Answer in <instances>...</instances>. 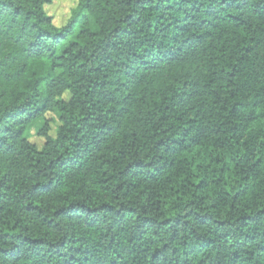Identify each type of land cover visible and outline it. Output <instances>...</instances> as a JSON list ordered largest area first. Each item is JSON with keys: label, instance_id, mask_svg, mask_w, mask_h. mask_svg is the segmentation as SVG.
Returning <instances> with one entry per match:
<instances>
[{"label": "trees", "instance_id": "1", "mask_svg": "<svg viewBox=\"0 0 264 264\" xmlns=\"http://www.w3.org/2000/svg\"><path fill=\"white\" fill-rule=\"evenodd\" d=\"M53 1L0 0V264H264V0Z\"/></svg>", "mask_w": 264, "mask_h": 264}, {"label": "rangeland", "instance_id": "2", "mask_svg": "<svg viewBox=\"0 0 264 264\" xmlns=\"http://www.w3.org/2000/svg\"><path fill=\"white\" fill-rule=\"evenodd\" d=\"M78 2L79 0H54L50 6L45 7V11L53 18L55 26L60 27L67 22L71 10L77 6ZM10 49V44H8L6 51ZM44 123H47L50 128L48 133L50 137L55 136L56 129L61 125L56 113H46L42 119L29 127L26 137H30L29 141L39 149L42 148L44 140L38 137L36 132Z\"/></svg>", "mask_w": 264, "mask_h": 264}]
</instances>
